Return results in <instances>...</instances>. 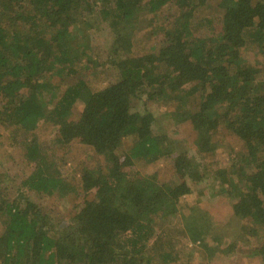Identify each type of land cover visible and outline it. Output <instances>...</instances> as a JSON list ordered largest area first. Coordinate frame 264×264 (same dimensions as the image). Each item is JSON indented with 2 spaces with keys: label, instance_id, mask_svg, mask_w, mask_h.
I'll list each match as a JSON object with an SVG mask.
<instances>
[{
  "label": "trees",
  "instance_id": "trees-1",
  "mask_svg": "<svg viewBox=\"0 0 264 264\" xmlns=\"http://www.w3.org/2000/svg\"><path fill=\"white\" fill-rule=\"evenodd\" d=\"M213 6L217 22L199 18ZM166 7L174 12L155 33L158 46L136 56L138 18ZM101 25L113 42L94 55L90 31ZM109 71L117 80L93 90L92 78ZM165 100L176 106L161 119L190 126L189 141L162 132L150 106ZM41 121L56 127L59 146L89 147L93 165L80 169L78 195L35 139L25 145L30 175L18 186L0 177V264H171L183 240L211 234L216 248L202 247L219 251L212 217L185 199L204 198L201 183L214 172L196 156L210 161L230 140L240 163L215 171V194L231 202L229 223L248 222L261 237L252 255L264 264V0H0V140ZM164 158L166 180L136 169ZM28 193L82 201L56 221Z\"/></svg>",
  "mask_w": 264,
  "mask_h": 264
},
{
  "label": "rangeland",
  "instance_id": "rangeland-1",
  "mask_svg": "<svg viewBox=\"0 0 264 264\" xmlns=\"http://www.w3.org/2000/svg\"><path fill=\"white\" fill-rule=\"evenodd\" d=\"M173 12V8L166 7L163 13L157 16L150 15L147 12L140 15V18L137 20L138 25H136L132 48V52L136 56L147 54L154 49V47L158 46L160 38L155 37V33L156 31L157 34L160 33L159 29L167 24V17ZM198 15L199 18L211 19L212 23L220 19V11L216 6L208 7L200 11ZM215 27L216 26L213 28ZM112 42L113 35L107 26L101 25L99 28L90 31L89 44L90 47H92L91 53L94 55L98 53L102 55ZM245 59L248 63L255 64L259 59L257 51L254 48H250L245 54ZM116 80L117 76L112 75L111 71L99 72L92 78L89 84L93 90L97 91L114 83ZM64 84L70 85L67 80L64 81ZM173 103L176 104V102ZM192 103L193 101L191 104ZM169 104L170 105H168L166 100L161 101L160 103L152 104L150 110L163 121L161 118L164 117L165 114L171 113L176 106L175 104ZM76 115L77 111L74 110V119L77 117ZM161 128L162 132L167 134L172 140L181 141L183 139L189 141L191 137L190 126L188 125L173 124L166 120L161 124ZM157 129H159V127ZM12 133L13 128L8 129L0 140L1 179H4V181L8 183V178L12 180L11 182H13L14 186H18L24 178L30 175L32 166L28 164L25 159V145L31 139H35L39 150L47 156L49 161H52L56 165L57 169L68 181H74V185L78 192L76 194H81V187L77 181L79 171L84 164L93 165L92 160L95 158L89 147L77 141L71 143L67 147L59 146L56 142L57 129L49 121H41L37 128L31 133L23 134L19 132L16 137H12ZM125 146L126 148H130V143L126 141ZM238 151V145L230 140L228 145L225 148L223 147L222 152L216 153L210 161L197 158L196 156V161L200 164V169L204 171V168L211 166L214 172L209 170L211 173H207L201 183L200 187L204 191V198L194 193L185 199L186 205H198L201 210L208 212L212 217V221L215 227H217V229H215V234L221 237L222 246H219V251L216 250L213 254H210L209 250L202 247L207 245L211 247L210 250L216 248V241L213 239L212 234L207 236L202 244H194L188 242V240H183L181 245L184 246V249L180 253L178 261L171 264H262L252 255L261 237L250 235L251 224L248 222H242L237 224V226L233 222L229 223L233 215L231 202L225 195L215 194V191L219 190V188H223L219 180L213 181L214 176H217V172L215 171L229 170L231 168L233 172L232 167L240 163L239 158L236 157ZM171 160V158H164L154 163H146L142 160H137L135 166L143 176L147 177L157 171L159 172L161 168L167 167ZM159 176L161 180H166L169 174L167 172H159ZM28 195L31 199L44 207L56 221L61 219L69 220L82 201L81 196H78V200H73L72 194L67 198H61L57 194L48 197L38 196L33 193H28ZM233 243L235 247L232 251H229L227 248Z\"/></svg>",
  "mask_w": 264,
  "mask_h": 264
}]
</instances>
